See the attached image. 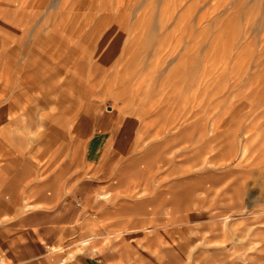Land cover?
<instances>
[{
  "label": "rangeland",
  "instance_id": "374dc122",
  "mask_svg": "<svg viewBox=\"0 0 264 264\" xmlns=\"http://www.w3.org/2000/svg\"><path fill=\"white\" fill-rule=\"evenodd\" d=\"M36 252L264 264V0H0V264Z\"/></svg>",
  "mask_w": 264,
  "mask_h": 264
},
{
  "label": "crops",
  "instance_id": "0c3cea01",
  "mask_svg": "<svg viewBox=\"0 0 264 264\" xmlns=\"http://www.w3.org/2000/svg\"><path fill=\"white\" fill-rule=\"evenodd\" d=\"M40 253L36 252V256L32 258V261H31L30 264H49L48 263V259L46 258V255L45 254H42V253L40 254ZM97 260H98L97 263L94 262V261L93 262L92 261H90V262L87 261L86 264H103L102 261H100L99 259H97ZM25 264H27V262H25Z\"/></svg>",
  "mask_w": 264,
  "mask_h": 264
},
{
  "label": "bare ground",
  "instance_id": "6f19581e",
  "mask_svg": "<svg viewBox=\"0 0 264 264\" xmlns=\"http://www.w3.org/2000/svg\"><path fill=\"white\" fill-rule=\"evenodd\" d=\"M180 125V124H179ZM49 170V169H48ZM166 183V182H165ZM46 185V184H45ZM167 190V189H166ZM99 199H105L109 197V194L106 192L105 194H99ZM16 203V202H15ZM36 206V205H35ZM26 208H29V204H26ZM54 248V247H53ZM53 250V249H52Z\"/></svg>",
  "mask_w": 264,
  "mask_h": 264
}]
</instances>
